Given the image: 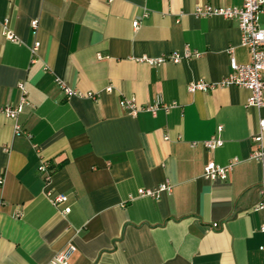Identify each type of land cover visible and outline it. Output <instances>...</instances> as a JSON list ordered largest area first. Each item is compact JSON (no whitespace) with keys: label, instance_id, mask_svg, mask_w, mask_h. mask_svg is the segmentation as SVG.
<instances>
[{"label":"crops","instance_id":"1","mask_svg":"<svg viewBox=\"0 0 264 264\" xmlns=\"http://www.w3.org/2000/svg\"><path fill=\"white\" fill-rule=\"evenodd\" d=\"M242 1L0 0V110L19 104L23 84L17 122L30 134L16 136L0 112V264H49L68 244L69 264L264 263V166L250 158L264 108L247 106L239 87L187 91L224 78L229 50L249 63L235 21L194 13ZM186 47L198 57L143 61ZM157 96L174 107L133 118L117 104L147 107ZM213 137L222 146L209 152L201 143ZM41 159L52 168L48 185ZM232 160L224 182L202 177L207 163ZM162 185L169 191L157 198L136 195ZM48 192L67 202L52 205Z\"/></svg>","mask_w":264,"mask_h":264},{"label":"built area","instance_id":"2","mask_svg":"<svg viewBox=\"0 0 264 264\" xmlns=\"http://www.w3.org/2000/svg\"><path fill=\"white\" fill-rule=\"evenodd\" d=\"M196 16L201 18H208L213 16L222 17L226 20H233L237 23V28L240 33V44L245 48L249 55V63L245 65H239L235 62L231 56V50L228 51L229 58V72L217 83L198 81L191 83L187 86L189 93H194L197 90L200 92H210L217 87H239L245 89L249 93V99L247 100V106L256 109L264 108V29L258 24L259 15L264 13V0H243L240 8H217L209 5L197 7L194 10ZM37 22H31V28L35 29ZM139 21L132 22L133 29L137 30L139 27ZM11 40L12 38L9 37ZM38 47V43L34 45V49ZM197 56L187 47L183 54L177 52L170 53L168 55L160 56L155 59L143 60L149 66H158L164 63L177 64L183 59H188L192 56ZM20 91V102L15 107L6 106L0 110L1 114L5 117L14 120L13 131L16 136H23L30 138V134L22 129L17 122L19 115L22 113L23 106L26 104V92L23 84L18 85ZM63 92L67 96L86 97L92 100L96 99L94 94H81L71 88L63 87ZM110 91V88H107ZM119 108L125 112L128 116L135 118L140 112H148L152 116H155L156 112L160 109L168 110L174 107L175 104L164 105L160 96H157L155 102L151 106L142 107L139 106L134 98H120L118 101ZM221 128H217L219 132ZM264 133V119H260L258 122V134L252 137V142L257 144L255 151L251 153L250 158L256 162H260L264 166V148L261 146V136ZM196 144H191L194 147ZM201 145L207 151H213L216 148L222 146V142L213 137L207 141L201 143ZM236 160H232L225 166H218L211 162L207 163L203 169L202 177L209 182H224L228 174L234 167ZM37 172L40 175L43 183L48 185L51 180L52 168L48 161L41 159L37 166ZM169 188L165 185L160 186L156 190H138L137 196L140 197H155L157 198L161 192H168ZM261 201L258 204V209H264V184L260 190ZM46 196L52 202V205L59 207L67 202L66 196L62 194L47 193ZM70 209L64 207L61 213L64 215L69 214ZM216 227V224L213 225ZM264 251V247L259 248ZM75 248L73 245L68 244L62 250L57 252L49 264H69V260ZM264 264V263H263Z\"/></svg>","mask_w":264,"mask_h":264}]
</instances>
